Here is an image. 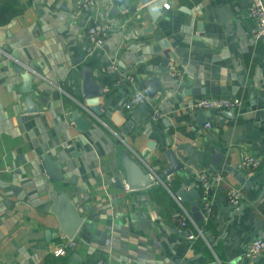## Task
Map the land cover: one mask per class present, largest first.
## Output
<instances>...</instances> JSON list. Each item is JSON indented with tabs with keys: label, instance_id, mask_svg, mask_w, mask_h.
Masks as SVG:
<instances>
[{
	"label": "crops",
	"instance_id": "0c3cea01",
	"mask_svg": "<svg viewBox=\"0 0 264 264\" xmlns=\"http://www.w3.org/2000/svg\"><path fill=\"white\" fill-rule=\"evenodd\" d=\"M95 1L77 11L73 0H0V264H264V253L243 255L254 238H264V195L238 213L225 197L235 186L247 202L264 186V38H251L248 0H166L151 28L144 7L118 10L124 0ZM93 15L110 26L97 49L85 32ZM16 65L34 73L32 100L42 110L21 112ZM84 66L102 86L101 108L109 115L90 118L80 132L68 117L81 97ZM126 76L135 81L118 82ZM151 80L154 93L145 87ZM143 88L147 102L125 110ZM202 97L241 104L233 117L219 113L230 108L206 110L203 121L192 108ZM154 108L164 114L156 121L149 118ZM132 118L120 138L116 132ZM123 149L156 174L169 167L164 154L172 150L182 168L139 193L118 188ZM243 151L260 158L257 169L236 168ZM44 153L63 172L57 183L84 218L79 230L87 224L58 256L55 246L70 238L49 207L56 182L44 169ZM215 172L224 181L209 189L213 214L204 215L199 198V211L191 212L178 193L200 192L199 176ZM181 207L191 217L186 228L173 218Z\"/></svg>",
	"mask_w": 264,
	"mask_h": 264
},
{
	"label": "water",
	"instance_id": "95a60500",
	"mask_svg": "<svg viewBox=\"0 0 264 264\" xmlns=\"http://www.w3.org/2000/svg\"><path fill=\"white\" fill-rule=\"evenodd\" d=\"M165 1L166 0H124L123 4L118 10H124L131 6L144 7L145 11H147L149 16L151 17L152 22L150 26H148L149 28H151L154 26L155 22L160 18L162 13L161 9L162 7H164ZM223 16H225V14H223ZM228 17H226V19ZM163 42L165 45L163 54L166 60L169 61L171 57L168 46L169 44L165 40ZM15 70L18 72L19 76L23 81L21 92L24 93V107L22 108L21 112H38L42 110L43 108H41L38 104L34 103L32 100L33 96H37V91L35 88L36 80H34V73L28 70L23 65H16ZM81 74V97L80 99H77L78 106L72 111H70L68 119L74 123L77 130H79L80 132H84L91 125V121L89 120L90 118L94 117L97 119H101L102 116H108L109 113L105 112L103 108H101L100 98L103 95L102 86L94 82L91 76L90 68L84 66L81 70ZM153 83L155 84V80H151L145 84V87L152 93H154L156 90L155 86H153ZM193 92H195V90H193ZM261 100L262 102H264V98H262ZM40 101L42 103H45V100L43 98H41ZM198 113L203 116V121H205L206 117L209 115V111L202 109H199ZM219 113H223L224 115H230L231 117H233L234 108H230L227 111H219ZM133 123V118L126 120V122L122 124V128L118 132H116L117 135L122 138L123 135L131 129ZM51 154H54V151ZM119 155V166L123 172V176L122 179H120L118 176L115 178L114 183L118 188L126 187L129 191H136L134 193H139L137 191H143L152 184L150 176V174L152 173L150 169L146 167V163L140 160L137 156L135 157L131 155V153L127 149L120 150ZM164 156L169 163V167L166 168L162 173L157 174L161 180L182 168V163L177 160L172 150L166 151ZM40 158L46 173L49 175V179L52 182H56L55 198L52 204H49V207L55 213L59 220L60 231L69 238L73 237L81 227L84 218L81 214L76 211L73 203L71 202L72 200L68 199L65 196L64 193H68V190L63 189L61 187V184L57 183L64 179L63 172L61 171L59 166L52 160L50 155L47 153L42 154ZM212 164L216 166L217 163L212 162ZM241 180V182L244 183L245 180ZM71 181L73 182V180ZM208 192L210 194V191ZM262 195H264V186H262V190L254 200L243 202L238 205L229 203L230 206L233 208L232 212L238 213L244 208H249L256 202H258ZM178 197L180 198V200L184 202L188 201L190 203L189 209L191 212H197V210L199 209V205L196 199H200V192L198 190L193 188L190 190H181L178 193ZM193 216L196 217L194 213ZM83 227H87V224ZM81 229L79 230L80 232Z\"/></svg>",
	"mask_w": 264,
	"mask_h": 264
},
{
	"label": "built area",
	"instance_id": "2783aa9c",
	"mask_svg": "<svg viewBox=\"0 0 264 264\" xmlns=\"http://www.w3.org/2000/svg\"><path fill=\"white\" fill-rule=\"evenodd\" d=\"M74 8L77 11H82L85 9H91L95 6V0H73ZM167 4H164L166 6ZM247 14L253 20L254 26L251 31V38L253 40L264 38V0H248ZM86 36L90 42L93 49L101 48L110 32V26L101 21L97 16L93 15L90 18L89 23L85 28ZM110 68L116 70L117 66L112 63ZM172 75H180V72L173 71ZM130 82L133 83L135 79L132 76H126V78L119 80L118 82ZM148 91L147 89H136L126 100L124 104L125 110H130L136 106L144 104L147 102ZM241 104L238 98H225V97H202L193 103V110H222L229 108L239 107ZM163 112L158 108H154L149 114V118L152 121L159 120L163 117ZM210 122H205V127H210ZM261 164V160L257 155L250 152L243 151L239 162L236 165L238 170H255ZM150 176L151 180L154 182L161 181L158 175L151 170ZM200 180V201L201 207L206 217L211 216L214 211V204L209 196V189L212 186L221 184L224 181L223 176L218 173L201 174L199 176ZM225 197L228 203L238 205L246 201L245 195L236 188L235 186H230L225 192ZM173 218L177 221L178 225L182 228H186L188 221L191 217L189 213L184 209L180 208L177 212L173 214ZM76 241L73 238L67 239L61 244L55 246L53 253L55 255H63L68 248L74 247ZM262 253H264V238L257 237L254 238L244 249L243 255L246 259L254 260L258 258ZM98 264H101L100 262Z\"/></svg>",
	"mask_w": 264,
	"mask_h": 264
}]
</instances>
